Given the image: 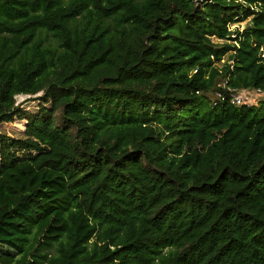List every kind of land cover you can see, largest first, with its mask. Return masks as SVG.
I'll list each match as a JSON object with an SVG mask.
<instances>
[{
    "label": "trees",
    "instance_id": "16d2710c",
    "mask_svg": "<svg viewBox=\"0 0 264 264\" xmlns=\"http://www.w3.org/2000/svg\"><path fill=\"white\" fill-rule=\"evenodd\" d=\"M262 50L264 0H0V264H264Z\"/></svg>",
    "mask_w": 264,
    "mask_h": 264
},
{
    "label": "rangeland",
    "instance_id": "374dc122",
    "mask_svg": "<svg viewBox=\"0 0 264 264\" xmlns=\"http://www.w3.org/2000/svg\"><path fill=\"white\" fill-rule=\"evenodd\" d=\"M246 24V20H243L241 22H234L232 25L233 28L236 26H239L240 28H243ZM219 42H222V40H217ZM248 93L252 97L253 100H261L264 99V94L260 92H251L248 90ZM38 95V94H37ZM29 96V95H18L16 97V102L19 103V105L28 112L37 113L40 108V100L36 98V96ZM217 97V93H209V98ZM45 106H50V103L44 104ZM26 121L23 119H15L10 122H3L0 123V132L10 136V137H18L22 135L24 127H25Z\"/></svg>",
    "mask_w": 264,
    "mask_h": 264
},
{
    "label": "built area",
    "instance_id": "2783aa9c",
    "mask_svg": "<svg viewBox=\"0 0 264 264\" xmlns=\"http://www.w3.org/2000/svg\"><path fill=\"white\" fill-rule=\"evenodd\" d=\"M231 28L232 25H231ZM262 55H264V50H262ZM225 58L221 59V61H224ZM225 86V84H223ZM227 90H229V96H230V101L233 104L240 105V104H252L255 100L252 99L250 94L248 93V89L244 88H230L229 86L227 87ZM251 92H259V90H250ZM217 97L218 98H223V94L220 91H216Z\"/></svg>",
    "mask_w": 264,
    "mask_h": 264
},
{
    "label": "water",
    "instance_id": "95a60500",
    "mask_svg": "<svg viewBox=\"0 0 264 264\" xmlns=\"http://www.w3.org/2000/svg\"><path fill=\"white\" fill-rule=\"evenodd\" d=\"M197 3H201L202 1H204V0H195Z\"/></svg>",
    "mask_w": 264,
    "mask_h": 264
}]
</instances>
